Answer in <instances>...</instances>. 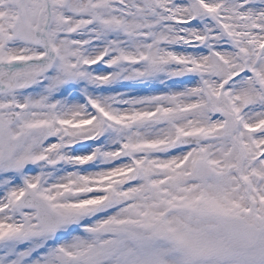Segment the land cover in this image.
I'll use <instances>...</instances> for the list:
<instances>
[{"label":"snow or ice","instance_id":"snow-or-ice-1","mask_svg":"<svg viewBox=\"0 0 264 264\" xmlns=\"http://www.w3.org/2000/svg\"><path fill=\"white\" fill-rule=\"evenodd\" d=\"M0 264H264V0H0Z\"/></svg>","mask_w":264,"mask_h":264}]
</instances>
